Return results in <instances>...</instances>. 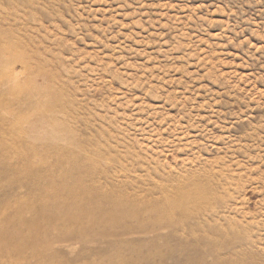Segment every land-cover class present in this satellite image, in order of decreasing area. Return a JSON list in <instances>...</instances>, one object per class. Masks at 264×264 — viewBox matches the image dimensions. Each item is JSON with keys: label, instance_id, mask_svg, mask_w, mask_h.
<instances>
[{"label": "rangeland", "instance_id": "obj_1", "mask_svg": "<svg viewBox=\"0 0 264 264\" xmlns=\"http://www.w3.org/2000/svg\"><path fill=\"white\" fill-rule=\"evenodd\" d=\"M1 55L0 75L18 78L0 85L16 113L0 125V264H264V0H0ZM64 116L77 140L38 132L44 167L116 165L161 212L111 227L96 200H77L95 208L83 218L35 195L44 183L20 172L15 130ZM192 190L201 203L186 202ZM38 234L42 251L27 242Z\"/></svg>", "mask_w": 264, "mask_h": 264}, {"label": "bare ground", "instance_id": "obj_2", "mask_svg": "<svg viewBox=\"0 0 264 264\" xmlns=\"http://www.w3.org/2000/svg\"><path fill=\"white\" fill-rule=\"evenodd\" d=\"M12 47H14V46H12ZM2 57H4V56L3 55L0 56V62L3 61ZM21 64H23V67L26 66L24 63H21ZM17 76H18V74L15 73L13 70L8 71L6 73H3L2 75H0V85H7L11 80L16 81V79L18 78ZM12 90L13 91L29 92V91H33V87H20V86H18V87L12 88ZM58 102H59V100L55 99V104L52 106H59ZM0 113H2V116L0 117V125L1 126L5 123V121L7 119V115L16 114L12 111V109H8L6 107L3 108L1 106H0ZM67 116H64L63 119H53V120L42 118L35 125H31V124H29L30 123L29 121H26V122H23L21 125H19L17 127V129L15 130V134L17 135V140H18V144H19V152H20L19 154L23 155L26 158V161H23V163L21 165L22 166L21 169H19V170H21L20 172L26 173L28 175L26 177L27 180H29L32 184L40 185V184L44 183L45 188H43L42 191H39V192L36 191L38 189L37 188L35 190L36 193H34V194L39 196V197L44 196L45 194L49 195V196L51 195L52 206L53 205H59V204H61V206H63L62 205L63 201L69 200L72 203L69 206H71V205L74 206V204H75V206H74L75 211H73V212H76V211L81 209L80 214L83 216V218H84V216H86V214L88 212H90L91 215H93L92 212L89 210L95 209V208L90 207V209H88L90 204L86 205V203H85V205L87 206L88 212L85 213L84 210L82 211V208H80L79 206L82 207L81 204L84 203V200L86 201V198L85 199L83 198V203L80 204V202H82L81 200H79L80 197H87V199L89 198V200L92 201V203L94 202V200H96L95 203L93 204L94 207L96 206V208H100V209L103 208L104 211L106 210L108 213H110L108 215L102 216V218L105 220V222L110 224L111 227H113V225L116 223V219H117L116 217L121 216V215H127V216L129 215V216H133V217H138L141 212H146V211L152 212L151 208L154 210L155 213L161 212V208H159L158 204H155V205L149 204V205H145V206L139 205V202H140L139 198L135 197L134 196L135 194L132 195V194L128 193V189L130 188L133 190V186H131L127 181L125 182V181H122L120 179L121 177L118 176V171H116V165H112L111 167L105 168V167L101 166L99 163H93V164L88 165L86 167H82V166H79L77 164V161L74 163L70 162L71 164H73V168H72L71 173L69 175H68V168L64 167L62 164L56 163L54 165H50L49 168L43 166V165L47 164L45 156L48 153L42 154V148L39 146V144L42 142L43 136H39L37 133L40 131L49 133L48 134L49 135V141L48 142L51 143L52 145H55L61 141L64 143V145L65 144L73 145L77 140V136L73 131H71V128L69 127V123H67V118H66ZM75 117H78V115ZM65 124H67L68 126ZM60 125H61V127H60L61 129H59ZM9 131L11 133H13L11 129ZM55 132H57V133H55ZM5 133H7V132H5ZM45 135H47V134H45ZM5 140H6V138L4 137V135L0 134V145H1V143H4ZM80 151H82L83 153L85 152V155H86L84 157L85 159L89 158L88 153L91 152L90 148H86L84 151L82 149L76 148V150L73 151V153L78 154ZM64 152H65V149H64ZM55 153L58 154V151L57 150L55 151L54 147H52L49 150V154H55ZM66 153H67V151H66ZM94 154H97V153L95 152ZM61 157H56L57 162L58 161L60 163L62 162ZM64 157H63V160H65ZM72 157L73 156L70 157V161H74L72 159ZM67 158L68 157H66V160H67ZM42 159H44V160H42ZM37 165L43 166L42 167L43 170L36 171ZM20 172H19V174H20ZM112 172H114L115 174L113 173L114 175L109 176L108 174L112 173ZM12 180L14 181V179H12ZM78 182H81V184H77ZM7 183H9V182L0 184V186L1 187L8 186ZM74 183H75V185H77L76 187L74 186ZM26 185H31V184H26ZM17 188L18 187L16 186V189ZM159 192L163 196L164 200L167 201V203L169 204V207L167 205V208L169 211L180 210L179 213L181 215L184 214V212L181 211L182 209H178V208H180L181 204L175 205V204H171L168 202L169 196H165L166 190H163L161 188ZM150 194H152V193H150ZM148 195L149 194H145V196H148ZM110 196L115 198L114 202L108 203L105 206L104 205L101 206L100 204L96 203V202H98L99 198H100V200H104ZM138 196H141V195L138 193ZM77 200L80 201V202H78L80 205L76 204ZM185 200L188 203L198 204V203H201L203 201V198H201V195L193 193V190H192L191 194H185ZM72 206H71V208H73ZM98 206H101V207H98ZM33 207H35V206H33ZM66 207H68L67 204H66ZM23 208H25V207H23ZM50 208L52 209L53 207H50ZM83 209H85V208H83ZM23 211H25V210L23 209ZM52 211H53V209H52ZM95 211H97V210H95ZM19 212H20V210H19ZM69 212L71 213V215H73L72 214L73 212H71V211H69ZM165 212H166V209L164 208L163 213H165ZM52 213L53 212H51V214ZM95 213H97V212H95ZM57 214H58V212H57ZM52 215H51V217H52ZM74 216H76V214ZM82 216H81V218H82ZM46 219H47V216H46ZM48 219H49L48 223L54 224V223H52L53 218H51L52 220L50 219V215H49ZM71 219L68 218V220H71ZM55 221H57V220H53V222H55ZM63 222H65V220ZM70 222H72V221H70ZM55 224H56V222H55ZM62 224H61V226H62ZM50 226H54V225H50ZM50 226L47 230H49L51 228ZM62 227H64V224ZM45 228L46 227H44L42 229V231H44ZM54 228H56V227H54ZM61 229H63V228H61ZM47 230H45V231H47ZM52 231H53V229H52ZM50 233H52V232H49L47 235H49ZM41 236H42V234H41ZM45 237L43 238L44 243H47L48 240L45 239ZM27 242L29 243L30 247H32L35 251H42L41 246L39 244L40 235L35 236V237H31ZM26 244L22 243V245H24V246ZM2 245H4V244H1V246ZM22 245H21V247H24ZM219 262L221 264H239L238 262H235V261L234 262L233 261H226V262L219 261Z\"/></svg>", "mask_w": 264, "mask_h": 264}]
</instances>
